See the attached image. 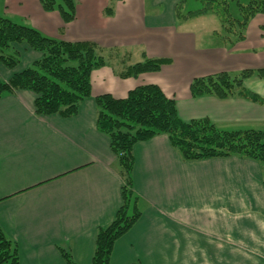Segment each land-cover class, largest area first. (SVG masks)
I'll list each match as a JSON object with an SVG mask.
<instances>
[{
  "label": "crops",
  "instance_id": "1",
  "mask_svg": "<svg viewBox=\"0 0 264 264\" xmlns=\"http://www.w3.org/2000/svg\"><path fill=\"white\" fill-rule=\"evenodd\" d=\"M179 1L118 0L107 15L110 0H78L75 18L65 23L39 0H2L0 14L47 36L130 50L129 63L142 60L143 53L172 59L137 77H120L109 65L93 70L91 96L71 117L36 114L30 90L0 97V226L16 242L19 264H66L61 247L79 264H91L99 227L123 203L117 157L96 124L97 95L125 97L136 86L155 83L176 99L184 120L264 130V77L245 80L261 102L194 97L190 91L195 77L264 67V13L250 19L246 37L236 44L221 42L214 29L206 42L177 17ZM18 47L22 58L15 69L0 62L6 80L40 56ZM133 151L142 214L115 241L109 264H264L259 161L238 155L184 160L167 134L139 141Z\"/></svg>",
  "mask_w": 264,
  "mask_h": 264
},
{
  "label": "trees",
  "instance_id": "2",
  "mask_svg": "<svg viewBox=\"0 0 264 264\" xmlns=\"http://www.w3.org/2000/svg\"><path fill=\"white\" fill-rule=\"evenodd\" d=\"M47 11L58 10L65 22L76 16L78 0H40ZM118 0H110L105 8L112 15ZM185 0L176 5V14L188 20L192 16L215 13L220 20L216 37L229 45L246 37L250 19L264 13V0H200L201 7L182 13ZM236 5L237 12L231 10ZM181 20V19H180ZM39 52L28 66L15 71L9 79L0 76V97L17 90L35 94L34 108L38 115L59 114L71 117L80 104L91 96L93 70L109 65L120 77H137L171 63L168 57H149L129 63L130 50L105 48L95 41H70L43 34L39 29L0 14V62L10 69L21 63L19 45ZM251 76L264 77V67L245 68L236 73L220 71L195 77L190 84L192 96L213 95L219 98L241 96L253 101L262 98L245 86ZM98 129L110 139L117 157V169L123 179V203L115 218L100 226L91 264H109L115 241L125 234L142 214L138 196L134 193V145L158 134H167L171 144L184 160L238 155L259 161L264 166V130H227L209 118L184 120L177 101L155 83L136 86L125 97L111 93L97 95ZM66 264H79L70 250L62 248ZM18 246L0 226V264H19Z\"/></svg>",
  "mask_w": 264,
  "mask_h": 264
},
{
  "label": "rangeland",
  "instance_id": "3",
  "mask_svg": "<svg viewBox=\"0 0 264 264\" xmlns=\"http://www.w3.org/2000/svg\"><path fill=\"white\" fill-rule=\"evenodd\" d=\"M150 1L151 0H149V2ZM40 3H41V1H40ZM41 6H42V3H41ZM12 7L13 6H11V8ZM199 7H201V1L200 0H185L184 1V4H183V7H181V11H182V13H185L188 10L197 9ZM236 8H237L236 5L233 3L231 5V10L236 13L237 12V9ZM148 9H150V8H148ZM56 11L58 12V10H56ZM153 11H154V9L152 10V12ZM2 12H3V10H2V0H0V13H2ZM59 14H61V13L59 12ZM177 17L179 18L178 15H177ZM12 19L14 21H16V22H19L18 20L14 19V18H12ZM180 19H181V22L183 21V22H187L186 24L193 25L195 27V30L198 32V34L200 36H202V39L204 38V41H206V42L208 41V38H209V40H213L210 37L211 36V31L213 29L214 30L220 29V20H219V17L215 13H212V12L206 13V14H200V15L192 16L190 19H188L186 21H185V19H183L181 17H180ZM65 23H67V22H65ZM29 26H32V25H29ZM32 27H34V26H32ZM54 38H56V37H54ZM58 39H61V38H58ZM105 48H108V47H105ZM132 59L134 60L135 58H132ZM222 129H224V128H222Z\"/></svg>",
  "mask_w": 264,
  "mask_h": 264
}]
</instances>
